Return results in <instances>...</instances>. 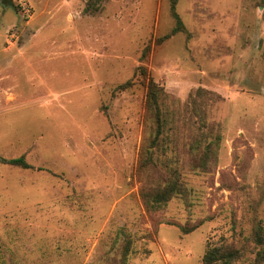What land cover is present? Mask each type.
<instances>
[{
  "label": "rangeland",
  "instance_id": "1",
  "mask_svg": "<svg viewBox=\"0 0 264 264\" xmlns=\"http://www.w3.org/2000/svg\"><path fill=\"white\" fill-rule=\"evenodd\" d=\"M13 1L0 0V157L32 167L0 162V264H205L209 244L256 264L264 0H178L176 30L173 0Z\"/></svg>",
  "mask_w": 264,
  "mask_h": 264
},
{
  "label": "trees",
  "instance_id": "2",
  "mask_svg": "<svg viewBox=\"0 0 264 264\" xmlns=\"http://www.w3.org/2000/svg\"><path fill=\"white\" fill-rule=\"evenodd\" d=\"M5 4L8 5H14L13 0H2ZM178 0H173V10L174 15L177 18V25L175 27L176 29L183 27V22L181 20L180 15L177 13L175 9V4ZM155 83V82H154ZM154 83H151V86L149 87L150 93L148 95V108H152L155 111V118L157 121V127L158 132H162L165 128L164 121L165 118L162 115V109L160 104V98H159V92L158 90H155L153 86ZM201 92V91H200ZM0 162L12 164V165H20L23 167H32V165L27 161L26 157L24 155H21L19 157L14 158H6V157H0ZM180 190V186L176 181H172L166 185L161 190L157 191H146L144 193V200L147 206L155 208L158 205L162 204L164 201H168L171 196L174 195L176 191ZM149 204V205H148ZM198 226L197 224L188 226V225H181V228L184 232H189L193 229H195ZM257 240L259 244H262L264 246V236L261 234H258ZM240 254V251L236 248H224L221 245L216 244H209V248L204 255V263L205 264H230L235 258H237ZM256 264H264V249L260 250L258 252V256L256 258Z\"/></svg>",
  "mask_w": 264,
  "mask_h": 264
}]
</instances>
